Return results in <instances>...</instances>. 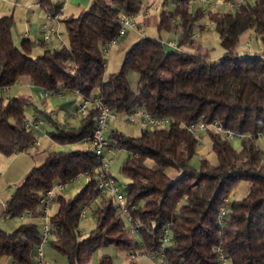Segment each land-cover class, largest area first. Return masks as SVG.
<instances>
[{"label": "trees", "instance_id": "16d2710c", "mask_svg": "<svg viewBox=\"0 0 264 264\" xmlns=\"http://www.w3.org/2000/svg\"><path fill=\"white\" fill-rule=\"evenodd\" d=\"M49 14L59 10L60 0H38ZM160 8L157 30L178 32L177 47L161 42L159 35H141L124 51L119 67L104 72V40L114 35L117 11H135L140 0H89L75 14H67V43L44 46L32 54V41L23 37L19 45L11 37V14L0 16V86L27 74L32 84L58 90L70 88L81 96L99 95L116 113L143 106L152 115L170 118L162 127H140L138 135L118 128L107 129L110 144L126 150L118 169L124 176L121 192L127 211L139 225L135 233L125 226L110 194H98L93 177L68 196L56 191L55 212L47 216L48 242L64 254L67 264H87L97 246L114 243L137 252L158 247L168 235L164 254L184 264H218L212 245L218 243L228 264H264V157L256 143L264 128V51L239 54L237 38L253 28L264 38V0H243L226 8H208L201 3L171 0ZM211 20L223 51L209 57L207 49L181 45L191 37L196 21ZM136 72L133 86L127 71ZM29 101L16 93L0 97V152L9 155L33 139L23 117ZM49 119V135L59 144L74 146L42 151L24 172L4 201L1 213L12 216L29 209L40 213L39 197L54 180L73 178L96 163V155L85 141L92 129L96 109L82 114L77 125L65 126ZM198 118H216L235 131L250 133L233 145L218 131L207 130L215 162L202 156L190 163L198 142L181 124ZM113 175V174H112ZM116 180V177L113 175ZM241 179L247 181L243 194L228 197ZM89 205L94 225L85 235L77 228L80 206ZM226 196L224 213L216 218L218 205ZM136 235V236H135ZM40 236L35 221L0 227V255L22 264H34L33 251ZM92 264H111L102 253Z\"/></svg>", "mask_w": 264, "mask_h": 264}, {"label": "crops", "instance_id": "0c3cea01", "mask_svg": "<svg viewBox=\"0 0 264 264\" xmlns=\"http://www.w3.org/2000/svg\"><path fill=\"white\" fill-rule=\"evenodd\" d=\"M168 1H170V4H168ZM230 1L240 2L243 0ZM157 2L160 4L159 9L170 8L172 6L171 0H140V7L136 10L135 26L128 27L125 33L118 37L114 43L109 45L108 49L104 52V72H111L117 69L120 65L125 49L141 35H159L160 39H173L176 41L178 35L176 30L161 29L158 31L156 28L159 9L157 12H152L150 11V8L155 6L157 8ZM88 3L89 0H60L59 10L53 14L47 15L48 12L40 6L38 0H0V16L3 14H11L12 22L10 29L13 42L19 45L23 37L30 39L32 41L31 53L36 54L39 53L44 46L57 47L66 44L67 35L62 20L63 16L77 13ZM199 3L208 8L221 9L230 6L222 3V0H210V2L202 1ZM44 25L48 33V37L45 41L41 39V32ZM191 37H193V40H188L183 43L181 45L183 48L191 50L194 48V44H198L201 48L207 49L209 57L217 56L223 51V48L218 41L217 34L213 29L212 22L206 15L196 21L192 28ZM236 50L241 54H246L254 50L264 51V38H260L253 28H247L239 34L236 43ZM135 80L136 77H134L133 85ZM16 93L25 94L29 98V101L23 109V117L26 123L30 126L33 139L23 147L15 149L9 155L0 152V227L5 230H10L18 223L27 220L35 221L38 226L40 225L44 218L43 213L40 212L35 215L32 214V212H21L9 216L1 213L4 201L9 197L12 189L20 180L24 172L33 164L36 157L42 151L50 148L69 147V145L75 144L66 143L67 146H65L66 144H59L53 141L49 135L51 124L49 119L43 115V112H46L48 116L65 126L77 125L82 116V113L76 111V106L81 98V94L74 89L61 87L56 91L52 90L48 93L42 94L41 86L32 84L27 74H20L12 83L0 86V97L2 98H6L7 96ZM117 119L119 120L123 118L119 115L109 118L105 134L108 128L120 127ZM126 121L136 122L139 125V130L133 134L138 135L140 127L144 125V122L138 118L132 121ZM206 140L209 144V137L206 131H203L197 147L200 146L201 142ZM81 143H83V141H81ZM237 144L238 140L236 139V144L233 145ZM258 147L261 151H264V139L259 142ZM120 149L121 148L108 142L106 154L110 157L109 170L112 174V170L116 169L119 165V160L117 159L116 154ZM79 174L75 175L73 178H76ZM86 178L87 177L85 176V179ZM66 185H68V181H66L63 188L59 190L64 196L73 193H69L64 189ZM246 186L247 181L241 179L231 191L234 190L233 192L240 196L244 193ZM95 200L96 198H94L89 205ZM57 205L56 200L52 199L47 205L45 212L46 216L55 212ZM42 250H45L46 253L52 252L47 245H45ZM53 255L56 257L58 256L57 253H53ZM0 264L22 263H18L10 259L7 255L2 254L0 255ZM40 264L55 263L54 260L52 261L50 258L46 259L43 254V262Z\"/></svg>", "mask_w": 264, "mask_h": 264}, {"label": "built area", "instance_id": "2783aa9c", "mask_svg": "<svg viewBox=\"0 0 264 264\" xmlns=\"http://www.w3.org/2000/svg\"><path fill=\"white\" fill-rule=\"evenodd\" d=\"M191 3H199L202 1L210 2V0H187ZM222 3L227 5H236L237 1H230V0H222ZM137 11H126V10H119L117 11V20L118 26L117 30L114 35L110 36L102 43V49L105 52L109 45L117 40L118 37L123 35L128 27H133L136 24L135 16ZM49 15V13H47ZM48 37V33L45 29V25L43 26V30L41 32V39L45 41ZM163 44L177 47V43L173 39H161ZM52 90L41 87V93L45 94ZM96 109V115L94 119V123L92 129L90 131L89 136L83 143H87L89 147L93 150L94 154L96 155V163L92 166L84 169L79 173H83L86 177H93L95 180V186L97 188L98 194H110L116 204V208L119 213L122 215L124 221L127 224L128 230L131 233H135L137 231V227L139 223L133 219L127 211V206L125 204L124 195L121 190L118 188L116 184V180L113 177L112 173L109 170L110 164V157L106 154V149L108 145V140L105 134L108 120L109 118L116 117L119 115L121 118L132 121L134 119H141L144 122V125L149 127H162L165 123H167L170 118L164 115H152L147 109L143 106L138 105L135 107L129 108L124 113H116L112 109H110L107 104L102 100V98L97 94H91L88 96H81L79 102L76 106V111L79 113L86 112L89 108ZM195 138L196 142H199L201 133L207 130H214L218 131L224 137L232 139H240L244 135H251L250 133H244L235 131L229 126L224 125L220 120L216 118L211 119H203L198 118L196 120H191L187 122L181 123ZM259 135H264V128L257 132ZM76 174V175H77ZM65 180H54L51 185L45 188L41 196L39 197V205H40V212L44 214V218L39 225L40 229V236L37 243L34 246L33 251V260L34 264H40L43 262V245L48 242V239L51 235L50 228L47 222V216L45 214L47 205L53 199V195L56 191H59L63 188L65 184ZM97 196L92 197L87 202H84L79 209V215L85 214L86 209L88 208L90 202L96 198ZM227 200L226 196L222 197L221 203L218 205L216 211V218L220 220L225 209L224 203ZM23 212L31 213L29 209L24 210ZM168 239V235L163 233L159 245L157 248L146 251L144 253L140 252H129L130 256H143L148 259H154L155 264H184L182 262H175L169 260L166 255L164 254V243ZM212 250L214 251L216 258L218 260V264H228L226 256L218 243L212 245Z\"/></svg>", "mask_w": 264, "mask_h": 264}, {"label": "rangeland", "instance_id": "374dc122", "mask_svg": "<svg viewBox=\"0 0 264 264\" xmlns=\"http://www.w3.org/2000/svg\"><path fill=\"white\" fill-rule=\"evenodd\" d=\"M168 2H169L168 4H170V1ZM157 4H158L157 8L156 6L151 7L150 11L157 12L160 7L159 2H157ZM165 47L168 48V45H165ZM134 77H136V72L133 70H128L127 79L131 86L133 85ZM118 123L120 124V127H118V129L128 134H134L135 132L139 130L138 128L139 125L136 122H128L126 120L119 119ZM263 139H264V135H258L256 137V143L259 145V142H261ZM230 141L232 144H236L235 138L230 139ZM74 145L75 144H72L69 146H74ZM65 146H67V144ZM262 154L264 157V151H262ZM125 156H126V150L123 148H121L120 151H118V153L116 154V157L119 160V163L124 159ZM202 156L208 158L212 162L216 160L215 154L210 149L207 140L204 142H201L200 146L197 147L196 151L190 156L189 161L191 164L197 165L198 159ZM112 171H113V175L116 177V184L118 188L121 189L122 184L125 180L124 176L119 171L118 167L116 169H113ZM84 181H85V176L83 173H81L76 178L69 179L68 185H66L64 189L67 190V192L69 193L74 192L81 187ZM233 191L229 192L228 197L234 198V197L239 196V195H236L235 192ZM86 210L87 211L85 214H81L78 217L77 228H78L80 236L85 235L89 231V229L94 225V219L89 212V207ZM125 226L127 227L126 222H125ZM45 245H47V247H50V249L52 250V252L50 253H46L45 250L43 251V254L45 255L46 259L50 258L52 259V261L54 260L55 264H67L64 254L55 250L49 243L44 244L43 249ZM129 252H137V248L136 247L126 248L124 246H120L114 243L102 244V245L97 246L95 249H93V251L89 254L88 259H87V264H92L96 262L102 253H107L110 255L111 264H155L154 261L156 260V258L151 260L143 256H130ZM53 253H57L58 256L57 257L54 256Z\"/></svg>", "mask_w": 264, "mask_h": 264}]
</instances>
